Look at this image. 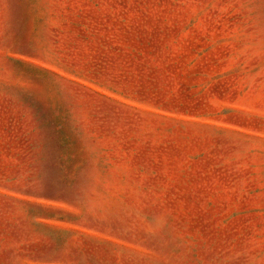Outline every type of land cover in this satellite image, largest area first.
Instances as JSON below:
<instances>
[{"label": "rangeland", "instance_id": "obj_1", "mask_svg": "<svg viewBox=\"0 0 264 264\" xmlns=\"http://www.w3.org/2000/svg\"><path fill=\"white\" fill-rule=\"evenodd\" d=\"M0 264H264V0H0Z\"/></svg>", "mask_w": 264, "mask_h": 264}]
</instances>
